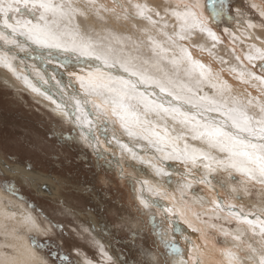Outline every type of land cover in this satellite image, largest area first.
I'll return each instance as SVG.
<instances>
[{
  "label": "snow or ice",
  "instance_id": "obj_1",
  "mask_svg": "<svg viewBox=\"0 0 264 264\" xmlns=\"http://www.w3.org/2000/svg\"><path fill=\"white\" fill-rule=\"evenodd\" d=\"M112 2L123 10L122 16L115 15V8L106 7L98 0H0V66L10 70L32 92L52 101L54 110L71 121L72 132L67 136L63 132L59 133L61 139L75 140L79 137L90 141L98 161L103 160L107 166H111L112 161L108 159L105 148L98 147L100 137L95 126L103 129L102 134L109 139V146L111 141H115L133 159L151 163L134 150L139 144L130 147L114 134L109 138L106 125L118 124L121 135H127L130 140L137 142H146L147 147L162 154L163 159L182 160L193 166L198 160L207 161L203 167L211 172L217 170L213 167L215 164L221 170L228 171L229 176L234 171L248 181L264 186V103L257 98L233 95L232 86L222 80L218 73L214 74L209 65L194 59L189 47L181 43L191 40L197 30L213 40L217 39L215 32L208 27L212 17L203 15L199 0L166 3L165 14L170 12L178 24L172 25V32L165 30L168 28L167 23L157 29L163 39H158L151 31L156 28L158 21L153 19L150 14L153 9L147 4H134L136 11L129 17L120 0ZM221 5L223 7L222 0ZM101 12L113 13L117 21L126 22L129 18L147 21L150 27L140 30L144 39L137 42L131 36H121L108 29H102L107 33L103 37L93 28L82 31L79 23L75 22L77 17L87 20L93 14L100 21H105ZM261 14L264 15V11ZM155 15L159 17L160 12L156 11ZM25 16L28 18L24 19ZM30 45L47 50L41 59L65 68L79 82L83 94L67 93L62 88V95L57 101L47 92H42L29 75L18 73V65H22L23 61L19 60L17 53L31 55L33 50ZM200 47L203 51V46ZM251 49H254V53L250 51L246 56L248 61L264 60V49L256 48L255 45ZM59 54H64L65 63L60 62ZM71 57L77 60L88 58L96 63L93 70L77 75L75 71L67 69V60ZM236 59L239 60V56ZM261 68L264 69V65ZM231 71L237 72V69L232 68ZM37 75L40 82L49 84L44 74ZM245 76L246 73L240 71L237 78L242 83L256 80L264 84V76L252 72L247 73L248 79ZM51 79L58 86L61 84L55 74H52ZM204 86L212 90V95L203 92ZM52 134L57 135L54 130ZM188 138L200 141L205 147L190 146ZM213 150L223 155L214 156ZM153 167L157 175L170 176L164 169L155 165ZM199 182L204 183L205 179ZM5 188L9 192L15 190L10 183ZM148 191L160 193L159 188H148ZM236 191V188H232V192ZM140 202L145 208L150 205L160 207L150 197L141 198ZM214 203L216 208L223 211L227 201L221 198ZM234 208V205L229 207V214L238 222L246 224L252 235H259L261 239L254 247L243 239L245 230L237 228L235 233L222 230L223 235L230 236L234 242L232 248L221 250L222 255L226 257L227 264H246V261L264 264V219L255 213L242 215V210L233 211ZM162 210L165 212L164 220L157 221L155 217L150 220L155 224L157 246L164 251L159 260L154 258L149 264H168L170 254L183 255L180 245L166 238L169 232L165 228L167 222L171 234L176 235L180 216L177 215L174 220L172 208ZM249 215H255V219H249ZM4 218L7 220L10 216L5 214ZM25 222L39 229L31 217H25ZM4 228L5 242L0 244V264H48L47 258L38 257L33 249L38 251L44 246L51 247L53 241L40 243L33 237L29 247L9 243L7 225ZM242 252L245 255L242 256ZM49 255L58 264H77L59 250ZM196 264H203L199 256Z\"/></svg>",
  "mask_w": 264,
  "mask_h": 264
},
{
  "label": "rangeland",
  "instance_id": "obj_2",
  "mask_svg": "<svg viewBox=\"0 0 264 264\" xmlns=\"http://www.w3.org/2000/svg\"><path fill=\"white\" fill-rule=\"evenodd\" d=\"M205 2V9L212 17L214 31L217 30L216 33L226 43L229 39L226 29L242 35V29L250 21L264 26V17L248 0H222L223 7L221 0H215V3L214 0ZM114 6L121 11L117 5ZM128 10L131 17L132 13ZM121 13L123 11L115 12V15H122ZM93 33L95 39V32ZM106 34L105 31L100 32L101 37ZM117 34L124 35L122 32ZM256 48L264 49V44ZM18 54L21 58L30 57L22 52ZM59 55L61 59H65L64 54ZM211 58L217 61L214 57ZM81 59L71 57L67 61L72 63V68L77 73L86 72L81 68L93 69V64L89 65ZM95 62L94 60L93 63ZM262 64L264 65V60ZM68 77L74 78L69 74ZM71 81L74 82L73 79ZM10 85L0 77V190L4 193L3 197L15 201L9 204L10 208L21 207L42 226L40 230L27 233L30 245L33 237L40 243L54 242L51 247L44 246L41 250H36L47 258L48 264H58L49 255L54 250L66 253L77 264H89L91 260L108 264H149L154 258L159 260L164 249L157 246L155 224L150 218L155 217L159 221L164 220L165 216L159 214V211L144 209L137 201L136 191L139 184L144 187L153 183L150 173L155 162L167 163V167L163 169L169 172L170 166L176 164L175 161L163 159L162 154L154 153V149L146 147L139 155L151 163L133 159L132 165L126 162L123 169L122 164L115 165L116 162L108 157L112 164L107 166L103 160L98 161L96 153L82 138H60L59 133L63 132L67 136L72 132L73 125L70 121L57 116L32 96L36 95L34 92ZM203 92L212 95L208 86H204ZM80 93L83 94L82 90ZM108 126L106 125L108 134H111V125ZM53 130L57 133L56 136H53ZM178 161L183 164L182 160ZM157 178H162L164 187L169 184L168 176L161 174ZM144 181L148 183L144 184ZM214 181L223 198L228 197L229 184L242 190L245 195L238 196L241 205L235 207L242 210L243 214L253 213V200L256 203L264 200V195L261 197L259 194V190L264 191L263 188L247 181L239 173L232 172L229 176L224 171H218L214 174ZM9 183L14 187V192L6 190L5 185ZM171 184L188 205H194L196 199L206 191L202 184L195 185L193 190L187 192H183V188L174 179ZM247 196L252 198L251 202H246ZM215 221V228H210V236H216L215 239L219 237L218 244L223 245L224 236L218 230L221 226L232 230L236 224L233 219L226 221L221 217ZM18 232L26 233V228L22 227ZM167 239L172 240L171 237ZM174 254L169 255L168 264H173Z\"/></svg>",
  "mask_w": 264,
  "mask_h": 264
},
{
  "label": "bare ground",
  "instance_id": "obj_3",
  "mask_svg": "<svg viewBox=\"0 0 264 264\" xmlns=\"http://www.w3.org/2000/svg\"><path fill=\"white\" fill-rule=\"evenodd\" d=\"M251 5H257L255 9L258 13L261 14L264 11V0H248ZM99 3L105 4L106 7L115 8L117 13L122 12L123 10H118L112 0H98ZM120 3L124 4L125 8L129 7L128 11L132 14L135 13L136 9L133 7L134 4H147L151 9H153L152 13H150L154 20L158 21V24L155 29H151L154 35H157L158 39H163L161 35H158L157 29L161 28L165 23H167L168 28L165 29L168 32H172L173 28L172 25L178 24L175 17L171 15L170 12L165 14V6L166 3H174V0H120ZM200 3V11L203 13L205 17H209L210 15L205 9L206 2L205 0H199ZM205 4V5H204ZM159 11L160 16H156L155 12ZM122 14V13H121ZM124 14V13H123ZM122 14V15H123ZM101 15L104 16L105 21H100L95 15H90L87 20L82 17H77L76 23H79L80 29L82 31H87L89 28H95V32H102V29L112 30L113 32H122L124 33L123 36H131L132 40L139 42L141 39H144L142 32L140 31L143 28L150 27L147 21L138 20V19H131L129 18L126 22L121 20L117 21L114 19L113 13H104L101 12ZM121 15V16H122ZM130 17V15H129ZM163 17V19H161ZM248 26L242 29V35L239 33L233 32L231 29H226L227 36L229 37L228 42H224L221 40L219 35L216 33L217 30L214 31V26L212 23V18L208 23V27L215 32L217 39L213 40L209 37L206 33H200L198 30L195 32L191 40L182 41L185 46L189 47V50L192 52L194 59L201 60L204 64L209 65L213 73L219 74V77L227 81L228 84L232 86V93L233 95L240 96L242 98H257L261 103H264V84H261L259 81L250 80L249 83H242L238 78V72L244 71L246 73L245 78L248 79L247 73L252 72L255 73L257 76H264V69L259 68L262 64V60L256 59L253 61H248L246 56L251 52L254 53V49H251L252 45L256 47L262 46L264 44V26L250 21L247 23ZM252 25V27H249ZM237 29V28H236ZM178 30V27H177ZM94 33H92L93 35ZM95 37V36H94ZM227 41V40H226ZM260 41L262 43H260ZM214 45V46H213ZM203 46V51H201V47ZM35 53L29 55L30 57H20L17 53L18 58L20 61H23L22 65H18L17 71L20 74H27L29 75L30 79L37 83L38 87L41 89L42 92H47L49 95L53 97V99L59 101L62 95L61 89L63 88L67 93H76L81 95V90L79 87V82L75 78L68 77V71L65 68H61L59 64L51 63L49 64L46 59H41L42 56L46 55L47 50L39 49L35 45H30ZM32 51V52H33ZM41 54H38V52ZM211 52V55H209ZM24 53V52H22ZM26 55V54H25ZM22 56V55H21ZM27 56V55H26ZM239 56V60L236 57ZM61 57V56H60ZM211 57H214L217 61L212 60ZM62 58V57H61ZM61 63H65V59H61ZM27 59L28 61H24ZM83 62H88L89 65L93 64L94 60L88 58H82ZM85 60V61H84ZM81 61V62H82ZM67 61V69H71L72 71V63ZM78 62V61H77ZM96 63V62H95ZM77 64V63H76ZM83 64V63H82ZM236 68L237 72H232L231 69ZM257 68H259L257 70ZM81 70L91 71L88 68H81ZM93 70V69H92ZM261 70V71H259ZM115 71V70H113ZM76 72V71H75ZM86 72L83 73L78 71L77 75H84ZM37 73H42L45 77L49 80V84L45 85L38 80ZM52 74H55L57 79L61 80V84L58 86L54 80L51 79ZM232 75V76H231ZM0 77H2L6 82L10 83V86H15L18 88H22L30 93L32 91L27 88L21 80H18L13 73L8 70L7 68L0 66ZM74 80V82L71 81ZM52 84V85H50ZM71 85L70 87H67ZM210 89V88H209ZM211 90V89H210ZM151 91V90H150ZM212 93V90H211ZM34 96L36 99H39L44 105H46L49 109H51L57 116L62 117L64 120H67L63 116L59 115L54 109L55 105L52 101L45 98V96L35 93ZM250 94V97H249ZM70 121V120H67ZM71 122V121H70ZM171 123V122H170ZM110 126V125H109ZM108 126V127H109ZM112 129L111 134H109V138L112 134L116 135L122 143L129 144L132 147L134 144H139L138 147L134 148V150L139 154L142 152L146 147V142L144 141H135L130 140L127 135H121V131L119 129V125H111L109 127ZM95 131L97 135L100 137V145L105 148L108 157L113 159L112 161H119L118 164H122L123 169L125 168L127 163L132 165L133 158L129 153L123 151L119 144L115 141H111V146H109V139H106L102 134L103 129L100 126H95ZM109 131V130H108ZM84 140V139H83ZM85 141V140H84ZM188 144L190 146H194L196 148L205 147L201 144L198 140H192L188 138ZM92 150L96 153V150L91 146L90 141H85ZM181 142V146H182ZM170 150V149H169ZM155 153V150L153 151ZM212 155L221 157L223 154L217 153L213 150ZM168 160V159H167ZM175 161V165L170 166V178L169 184L166 187L163 186L162 178H157L156 170L153 168L151 170L150 176L153 180V183L150 185L142 187L140 184L136 191V198L137 201L141 204V198H151L153 201H157L160 207H152L151 205L147 209L148 211L156 210L159 211V214H163L165 216V212L162 208H172V218L175 220L176 216H180L179 224H178V233L176 235L171 234V227L165 222V228L169 232V237L172 240H175L181 247V251L183 252L182 256H178L174 254L172 258L173 264H196L197 256L203 261V264H227V259L224 255H222L221 250L225 248H232L234 242L231 240V237H225L224 235V243L223 245L218 244V238H212L211 227L215 228L217 218L221 217L226 221L233 219L235 222V227L230 230L221 226L218 230L220 233L223 234L222 230H227L230 233H235L237 228L245 230V236L243 239L248 243H252L254 247L257 246L256 242L261 239L259 235L253 236L251 231L249 230L246 224L238 222L236 218H233L229 214V207L234 205H241L238 202L239 194L244 196L242 190L238 189V187L229 184L230 190L227 191L228 197L223 198V194L219 188L214 185V174L218 171H224L228 173V171L221 170L215 164L213 167H216L217 170L214 172L209 171L208 169L204 168L203 165L207 163V161L198 160L196 165L193 166L191 163L183 164L180 161L173 159ZM127 162V163H126ZM117 163L115 165H118ZM154 165L157 168H166L167 163L165 162H155ZM119 166V165H118ZM9 170V166L7 168ZM11 169V168H10ZM16 169V168H15ZM6 170V169H5ZM121 170V169H120ZM11 172V171H10ZM150 172V169L148 170ZM234 172V171H233ZM236 173V172H235ZM246 180L247 178L244 177ZM174 179L182 188L183 192H187L193 190V187L198 184H202L206 191L204 192L201 197L196 199V203L194 205H188L184 200H182L176 189L175 186L171 184V180ZM200 179H205L204 183H200ZM248 181V180H247ZM252 182V181H249ZM228 183V182H227ZM245 183V182H243ZM255 183V182H254ZM260 187L263 188L264 186ZM148 188H159L160 193L156 194L155 192H149ZM232 188H236V192H232ZM243 188V187H242ZM241 188V189H242ZM228 189V186H227ZM2 190H0V244L5 242V228L4 225H7V242L29 247L31 246L28 242V232L37 231L42 229V226L38 223L35 217H33L27 211L22 210V208H10L9 204L15 202L14 200L7 199L8 197H3ZM259 194L262 197L264 195V191L259 190ZM260 197V198H261ZM223 198L227 201L225 205H223V211L216 208L215 201H219ZM252 199V198H251ZM249 197H246V202H251ZM264 199V198H263ZM8 200V201H6ZM245 200V199H244ZM254 206L253 213L260 214L261 218L264 219V200H260L258 203L251 202ZM243 206V205H242ZM13 209H17L13 212ZM233 211H240L239 208L235 207ZM5 214L10 216L9 219L5 220ZM243 215V212L241 213ZM25 217H31L32 220L35 221L36 225L39 226V229L33 228L30 224L25 222ZM216 218V219H215ZM249 219H255V215H249ZM215 223V224H214ZM191 225V227H189ZM22 227L26 228V233H19L18 229H22ZM211 228V229H210ZM15 229L13 233L12 230ZM213 230V229H212ZM23 232V231H22ZM182 233V235H181ZM257 233H259V227H257ZM214 236V235H213ZM35 254L38 257H44L40 253H38L35 249ZM235 251V249L233 248ZM241 255H245V253H241ZM89 264H108L105 263H96L94 261H89ZM246 264H251V262H247Z\"/></svg>",
  "mask_w": 264,
  "mask_h": 264
}]
</instances>
